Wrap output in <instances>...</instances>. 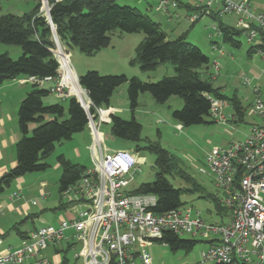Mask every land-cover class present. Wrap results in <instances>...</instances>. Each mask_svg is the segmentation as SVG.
Wrapping results in <instances>:
<instances>
[{"label": "built area", "instance_id": "2783aa9c", "mask_svg": "<svg viewBox=\"0 0 264 264\" xmlns=\"http://www.w3.org/2000/svg\"><path fill=\"white\" fill-rule=\"evenodd\" d=\"M156 5L159 13L176 22L184 3L183 0H157ZM232 15L237 17L234 27L242 32L248 43L257 42L254 48L264 56V15L252 9L250 0L201 2L188 10L185 19L196 24L206 16L218 21ZM215 29L221 37L218 24ZM213 47L224 53L217 43H213ZM56 51L52 52L59 62L58 80L31 77L27 81L42 87L50 86L54 97L66 100L73 94L64 84V69ZM212 68L215 71L212 78L216 80L220 63L215 60ZM246 84H249L248 80ZM254 93L257 99L250 110L259 121L252 124L244 140L208 153L206 167L200 169L202 174L212 178L216 188L213 197L226 209L227 213L219 214L221 222L208 223L200 211L187 205L164 214L154 213L152 210L158 204L156 196L136 195L129 190L146 158L136 150L109 152L105 147L100 128L111 122L115 111L95 108L92 112L91 102L87 106L81 103L88 116L93 168L61 194L67 211L73 212V218L62 220L58 227L42 226L31 231L22 239L19 249L0 253V264H25L33 258V264H52L41 257V253L64 241H73L76 247L80 246L75 258L82 264H153L148 247L155 241L160 242L166 232L206 239L209 248L202 256L207 261L264 264V101L257 88ZM211 104L210 117L214 121L227 125L230 119L234 120L233 116L224 113L225 101L212 98ZM176 128L179 132L183 130L182 125ZM47 196L44 192L41 198ZM10 198L12 201L21 199V191H16ZM32 203L36 205V201ZM68 231H72L71 236L67 235Z\"/></svg>", "mask_w": 264, "mask_h": 264}, {"label": "trees", "instance_id": "16d2710c", "mask_svg": "<svg viewBox=\"0 0 264 264\" xmlns=\"http://www.w3.org/2000/svg\"><path fill=\"white\" fill-rule=\"evenodd\" d=\"M35 2L32 11L22 15L7 14L0 18V43L16 45L22 49V56L17 60L7 54L0 55V85L16 79L35 78L58 80L59 62L53 54L55 39L52 27L46 17L39 15L40 4ZM51 8V19L56 29L60 44L66 48H76L86 55L107 48L111 44V34L142 33L144 39L137 50V58L131 64H138L144 72L155 70L159 65L170 63L175 67V76L164 77L157 83H147L137 77L128 78L124 75L103 76L96 71H88L79 77L80 86L87 92L95 108H111V99L118 88L127 85L131 120H124L116 114L111 119V131L114 137L143 143L136 151H148L156 155V179L151 183L142 184L132 193L136 195H153L158 199L157 206L152 210L156 214H164L178 209L184 191L176 189L166 178L174 171V157L161 145L142 138V125L135 118L141 94L149 93L159 104L166 103L172 96L182 98L184 105L181 110L172 113V117L183 127L208 124L211 116V99L226 101L220 87L213 84L212 74L204 78L202 70H209L212 61L202 50L188 42L187 34L176 40H168L161 24L153 21L142 11L121 6L117 0H47ZM192 7L189 9L191 10ZM1 10V7H0ZM218 28L224 43L240 48L237 37L242 32L218 20ZM264 52V46H263ZM249 53H258L251 47ZM50 86L42 87L32 84L31 91L22 101L18 111V124L21 138L16 144L17 164L0 178V196L11 183L30 173L44 172L50 168L47 159L55 151L56 145L70 141L79 133L88 129V116L75 97L65 101L66 106L59 103L46 104L50 97ZM235 109L237 121L243 122L245 108L240 100H230ZM31 125L36 128L31 132ZM62 169L60 177V197L68 187L79 182L86 167L75 164L64 155L58 157ZM193 189L189 193L203 190L190 176H185ZM217 215H223L226 209L212 197ZM59 210L67 207L62 201ZM27 234L21 235L24 238ZM172 250L185 249L191 251L196 242L181 239L180 236L166 232L160 241ZM64 264L68 258L64 257Z\"/></svg>", "mask_w": 264, "mask_h": 264}, {"label": "rangeland", "instance_id": "374dc122", "mask_svg": "<svg viewBox=\"0 0 264 264\" xmlns=\"http://www.w3.org/2000/svg\"><path fill=\"white\" fill-rule=\"evenodd\" d=\"M206 1L208 0H183V3H189L194 7ZM117 3L121 6L136 8L149 16L153 21L161 24L162 29L167 33L168 40L179 38L178 34L188 33V42L202 50L212 60V63L215 61V55L218 56V54H215V51L219 52V50L214 49L212 42L219 45L224 55L227 53L224 58H217L221 69L217 79L212 82L215 87L222 89V94L226 97L225 115L231 117L235 114L233 103L230 100L234 97L240 100L246 110L243 122L235 123L234 120L230 119L227 125H223L209 117L207 118L208 124L188 128L183 127L182 132H179L176 127L181 124L172 117V113L183 108L184 102L182 98L172 96L166 103L159 104L149 93L141 94L139 107L135 112V118L142 125V138L161 145L174 157L173 163L176 166L172 173L166 175V178L176 189L184 191L182 202L200 211L206 222L219 223L221 222V217L217 215L215 203L212 200L213 195L216 193V188L212 178L202 174L200 169L206 167L208 153L215 149L227 147L231 143L244 140L252 124L259 121L258 118L250 114L251 111L249 109L251 108V104L257 99L254 93L256 88L260 91V99L264 101V56L261 53H249V49L254 47L257 42L250 44L243 35L237 37V41L241 44L240 48L224 43L222 38L217 36L215 29L218 21L212 17L206 16L196 24H191L185 19L188 11L181 9L179 11L180 18L175 22L169 21L168 16L156 10V0H117ZM250 3L256 13L264 15V0H250ZM39 4V15L46 17L43 0H40ZM34 5L35 2L33 0H0V18L7 14L22 15L30 12L34 8ZM221 21L235 26L236 19L232 16H224L221 18ZM212 35L215 36L211 37ZM143 39L144 35L142 33L121 34L116 31L111 34L112 43L110 46L93 55H86L76 48H70L67 51L60 42L57 44L56 41L55 49L53 50L56 51L58 48H61L67 55L70 53V57L68 56L70 65L77 78L88 71H96L103 76L124 75L128 78L137 77L147 83H157L164 77L175 76V67L170 63L161 64L150 72L142 71L138 64H131V61L137 58V50ZM56 53L58 54V50ZM2 54H7L10 58L17 60L23 53L19 46L0 43V55ZM213 73L215 71L212 68V64L209 70L206 68L202 70L204 78L209 77ZM71 80V77L67 76L65 78V82ZM247 80L249 82L248 85L246 84ZM27 88L28 92L29 90L31 91L32 84L28 83ZM85 93L87 94L86 91ZM71 97L74 96L71 95ZM13 102V96L10 95L9 91H0V118H4L10 114H13L14 117L16 116L17 120L15 122L17 121V130L19 131L18 111L20 106L15 113ZM90 102L89 99L88 103ZM45 103L67 105L65 100H59L53 95L46 98ZM111 105L120 108L121 111L116 113L117 116L124 120L132 119V112L128 102L127 85H123L117 89L111 99ZM35 128L36 125H31V132ZM100 131L103 135L105 147L109 152L135 151L138 146H143V143H134L114 137L110 123L102 124ZM70 141L56 145L55 151L47 159V163L50 165L47 171L27 174L23 177L24 181H21V183L18 179L14 180L11 186L6 188L5 192L0 196V202L6 197L13 195L19 188H22L25 200L29 203L33 200L37 201V206H30L35 212L38 211L39 213L42 208L41 206L45 207V205L49 208H53V206L58 207L61 202L59 181L62 175V169L58 164V157L64 154L69 156V158L72 157ZM16 144L12 147L10 146L5 152L7 159L10 158L11 154L16 155ZM139 153L146 158V162L141 167L142 171L138 173L130 185L129 190H137L142 184L151 183L156 179V155L148 151H141ZM85 166L88 169L93 168L91 159L87 161ZM185 176L193 178L203 190L189 193L188 191L193 189V186L185 179ZM41 181L47 183L45 191L48 196L45 199H41L38 193ZM53 213L58 214L54 211ZM15 217L17 218L15 223L18 224H22L25 218L22 214H15ZM54 219L57 220V215ZM11 237L13 239H9L7 244L14 250L19 249L21 244H19V238H17L14 231ZM181 239L194 241L196 245L191 251L185 249L174 251L166 244L155 241L148 247L153 264H217L203 259L202 252L207 251L209 248L206 239L191 235H184ZM59 247H61L60 243ZM79 251L80 246L78 245L76 249L68 254L69 264H82L80 261L76 262L75 260V255ZM54 254L55 249L53 246H50L48 250L41 253V257H47L52 260L51 258Z\"/></svg>", "mask_w": 264, "mask_h": 264}, {"label": "crops", "instance_id": "0c3cea01", "mask_svg": "<svg viewBox=\"0 0 264 264\" xmlns=\"http://www.w3.org/2000/svg\"><path fill=\"white\" fill-rule=\"evenodd\" d=\"M156 4H157V0H156ZM191 7L192 6L189 3H184V5L182 6V9L188 11ZM232 17H235V19L237 18L234 15H232ZM227 25L234 27V25H230V24H227ZM184 34H188V33L185 32V33L178 34V35L180 37ZM111 43H112V40H111ZM215 54H218V56L215 55L214 57L215 60H217V58L222 59L227 55V53L224 55V53L221 54L220 52H216V51H215ZM69 57H70V53H69ZM27 80L28 78H25V79L21 78V79H16L13 81L6 82L3 85H0V91L2 90L5 92L9 91L10 95L13 96V100H14L13 105H14L15 113L17 111V108L21 105L24 98L30 92V90L28 92L27 85L29 82ZM110 109L114 110L115 114L121 111L120 108H117L112 105ZM249 111L251 110L249 109ZM232 116L234 117V121H237V116H235V114ZM15 120L17 119H16V116L14 117L13 114L7 115L4 118H0V178L3 177L7 172H9L12 169V167L14 168L17 164L16 155L11 154L9 159L5 157L6 156L5 152L9 149V147L14 146L21 138V133L19 134L20 131L17 130V121L15 122ZM90 141H91V136H90L88 129L82 133L75 135L74 138L70 141L73 158L72 157L69 158V156H66V154H64V156L71 162L86 167L85 165L87 161L91 159L89 155V147L91 145ZM18 180L20 183L21 181H24L23 177L19 178ZM42 184H46V186L42 187ZM46 187H47V183L44 181H41L40 189L38 191L40 198H41V195L44 192H46L45 191ZM16 191H21L22 193L21 199H15L12 201L10 198L11 197L10 195L0 202V211H3V213H0V240H2V244L0 245V253L6 250H14L10 245L7 244L9 239H13L11 237L13 231L17 235V238H19V241H20L19 244H21L22 239H23L21 235L28 234L31 231L38 229L42 226L58 227L62 220L64 219L70 220L73 218V212L67 211V209L59 210L58 209L59 206L58 207L53 206V208L52 207L49 208L47 205H45V207L41 206L42 208L39 211V213L38 211L35 212L34 209H32L30 206L31 205L37 206L38 205L37 201H36V205H33L32 202L35 200H33L30 203L27 200H25L22 188H19V190H16ZM53 211L57 212L58 214L53 213ZM15 214L16 215L22 214V216H25L24 220L22 221V224L15 223L17 220V218L15 217ZM56 215H57V220L54 219ZM71 234H72V231L67 232L68 236H71ZM60 245L61 247H59V243L56 245H51L55 249V254L51 258L52 260L48 259L47 257H44V258L49 260L52 264H64V260H65L64 257L66 256L68 258V254L72 250L76 249L77 247L76 245H74L73 241H64V242H61ZM75 260L76 262L79 261L76 258ZM34 261L35 259L33 258L25 264H33ZM69 263H70V260L68 258V262L66 264H69Z\"/></svg>", "mask_w": 264, "mask_h": 264}, {"label": "bare ground", "instance_id": "6f19581e", "mask_svg": "<svg viewBox=\"0 0 264 264\" xmlns=\"http://www.w3.org/2000/svg\"><path fill=\"white\" fill-rule=\"evenodd\" d=\"M44 10H46V8H44ZM57 55L59 57L60 62L62 63L63 69H64V84L68 85L70 87V92L73 95H75V97H77L79 99V101H81L82 104L87 106L88 102H89V98L85 94L83 88L79 84L78 78H77L74 70L72 69V67L70 65L68 55L65 54L62 50H58ZM67 76L71 77L72 80L69 82L68 81L65 82V78Z\"/></svg>", "mask_w": 264, "mask_h": 264}, {"label": "water", "instance_id": "95a60500", "mask_svg": "<svg viewBox=\"0 0 264 264\" xmlns=\"http://www.w3.org/2000/svg\"><path fill=\"white\" fill-rule=\"evenodd\" d=\"M47 2H48L47 0L44 1V5H45V8H46L45 16L47 17L49 25L52 27V30H53V33H54V39L57 42V44H59V40H58V37L56 35V29H55V27L53 25V22H52V19H51V14H50L51 8L48 6ZM78 81H79V79H78ZM77 101L81 104V101H79L78 99H77Z\"/></svg>", "mask_w": 264, "mask_h": 264}]
</instances>
